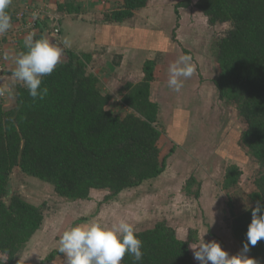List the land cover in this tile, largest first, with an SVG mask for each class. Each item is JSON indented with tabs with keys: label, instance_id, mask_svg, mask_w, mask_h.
Returning <instances> with one entry per match:
<instances>
[{
	"label": "trees",
	"instance_id": "trees-1",
	"mask_svg": "<svg viewBox=\"0 0 264 264\" xmlns=\"http://www.w3.org/2000/svg\"><path fill=\"white\" fill-rule=\"evenodd\" d=\"M3 1L0 45L7 48L15 41L9 23L24 20ZM121 1V8L111 14V20L130 19L148 3ZM192 2H180L177 12ZM195 6L211 25L232 26L216 43L219 73L213 82L219 98L234 106L245 123L237 144L253 158L258 170L254 190L247 195L243 208L235 209L231 195L242 176L240 166L227 167L222 189L230 197L228 208L235 240L253 264H264V0H198ZM44 9L47 7L29 6L24 15ZM59 10L71 13L75 8L69 4L59 6ZM39 48L35 43L20 49L18 69L6 70L2 64L0 76L24 77L29 60ZM85 59L71 54L67 62L35 82H28L30 76H26L14 87L11 108L4 107L0 98V264H23L19 254L44 220L43 209L21 196L13 194L9 202L4 200L15 169L52 185L59 196L71 201L90 199L92 190L104 189L110 191L106 198L109 201L127 189L156 180L165 171L166 162L161 163L158 146L162 132L156 126L159 106L151 99L155 64L146 62L143 81L126 84L116 96L101 91L100 81ZM4 83L15 85L7 78ZM117 97L130 110L125 116L108 108ZM185 192L200 196L195 177L188 180ZM197 236L192 231L188 240L179 239L166 222L141 232L127 231L119 241V264H199L191 250ZM79 264L100 263L85 257Z\"/></svg>",
	"mask_w": 264,
	"mask_h": 264
},
{
	"label": "rangeland",
	"instance_id": "rangeland-1",
	"mask_svg": "<svg viewBox=\"0 0 264 264\" xmlns=\"http://www.w3.org/2000/svg\"><path fill=\"white\" fill-rule=\"evenodd\" d=\"M42 1L39 0L40 6L44 5ZM73 1L61 0L64 4H71ZM192 1L191 8L183 9L184 15L179 20L178 29L183 28L184 31H189L191 26L202 24L199 15H197L198 12L199 14L201 12L195 6L198 0ZM80 2L83 14L74 17L82 18V20H88L90 17L87 9L96 10L100 7L101 21L105 18L109 19L112 12L122 6L121 0H79ZM2 4H6V0ZM85 14L87 15L83 19ZM17 17L20 18V14ZM93 20L89 19L85 23L92 24ZM172 22L176 25L175 17ZM203 27L204 29L208 28L205 25ZM8 28L9 31L14 30L12 25H9ZM231 28L230 23H224L209 29L212 30V34L207 37V39L211 38L210 46L207 48L210 57L209 60H206L207 65L203 68L204 71L200 73L201 77L199 76L198 81L195 82L197 84H194L193 101L191 100L190 104V99L184 97L178 103V106L182 108H189L188 112L191 115L186 119V124L181 122L178 114L174 115L169 105H164L166 102L164 96L169 98L171 95L163 94L160 86L162 82L160 73L157 74L158 81L152 83L154 89L152 101L156 100L160 103L156 126L164 134L158 143L161 153L160 160L161 163L166 162L165 171L156 180L145 181L138 188L127 189L111 201L106 199L110 194V191L106 189L97 190L95 193L91 191L90 199L71 201L59 196L52 185L28 176L19 169L13 171L10 180L12 193L42 208L44 214L40 230L33 236L32 241H29L31 242L29 247H31L35 239L39 240L42 249H45L44 252L37 257L36 251L32 247L27 255L25 251L19 255L20 261L35 264L40 257L47 256L49 259L48 255L53 254L54 257L49 264H69L64 255L68 254L66 250L69 247L74 253L75 249L72 245L70 246V242L79 234L81 239L84 237L86 239L84 249L86 254H95L96 257L97 253L101 254L99 259L97 257L100 264H119L121 248L118 240L120 241L125 231L141 232L153 228L158 222H166L168 226L175 229L179 239L184 234L183 236H187L188 240L190 232L197 233L198 241L191 245V250L194 260L199 264H244V261L245 264H252L251 258L247 259V254L243 252L233 236L228 208L230 197L222 189L227 167L232 164L240 166L242 176L231 195L235 202V209L243 208L246 205L247 195L254 190L253 181L258 170V165L253 158L248 156L246 150L241 149L237 144L242 129L244 130L246 127L245 123L239 117L234 106L226 104L219 98L213 82L219 73L215 52L216 43L220 38L225 37ZM12 33L16 34V30ZM187 41L186 39L185 42L187 43ZM88 47H90V42ZM46 53L47 51H43V54L46 55ZM100 53L102 55L96 54L94 59L92 57L91 63L101 65L102 68V66H106V59H104L105 52L101 51ZM12 54H14L12 49L4 54L3 48H0V61L6 70H16ZM118 57H116V61H118ZM140 62V64H133L127 69H117L119 79L116 80L118 81L114 80L113 84H106V89L117 96L120 87L131 82L133 84L141 83L145 75L144 72L142 73L143 60ZM92 67L94 69V66ZM156 70L159 69L155 68V73ZM24 78L26 76L17 77L13 74H9L8 77L15 86L16 83L24 81ZM32 79L30 77L28 82L33 81ZM2 83L0 80V98L4 107L11 108L15 101L14 85L10 86L4 81ZM197 87H200L198 92ZM120 102V98L117 97L108 108L114 109L116 113L120 111L122 116H125L130 110ZM193 106H195L194 109ZM176 119L182 123L178 124L180 130L187 129V141L185 146H175V151L170 154V150L174 147L171 126L173 125L175 128ZM229 122L232 126H229L230 129H226V124ZM187 124H190L189 128ZM238 124H241L240 128L237 126ZM226 131L229 135L226 134ZM222 136H224L223 139L226 136H232L230 141L225 139V147L231 144L229 146V148L231 147L230 153L225 155L218 153V151L224 150V147H218ZM177 144H181V141ZM191 177H195L200 185L198 198L188 196L185 192V187ZM193 189L196 187L194 186ZM5 197L7 196L5 195ZM6 200L9 201L7 198ZM92 202L95 204L93 209H91ZM98 205H102L101 208L97 209ZM101 209L105 212H102ZM57 251H61L62 256L56 255ZM101 251L106 252L107 255L104 257ZM71 261L73 259H70Z\"/></svg>",
	"mask_w": 264,
	"mask_h": 264
},
{
	"label": "crops",
	"instance_id": "crops-1",
	"mask_svg": "<svg viewBox=\"0 0 264 264\" xmlns=\"http://www.w3.org/2000/svg\"><path fill=\"white\" fill-rule=\"evenodd\" d=\"M6 2L9 3L10 11L12 13L16 11L17 14L20 13V15L25 14L26 9L29 6H31L32 9H34V6H40L39 0H6ZM77 2L79 3V0H74L71 3V6H73L75 10L69 13L66 11H60L59 6L62 5L66 7L70 3L64 4L63 2H61V0H43V6L47 7V9L45 10H50V12L55 15V18H52V20L48 19L47 26L46 24L44 26L40 24L41 26L38 27L39 29H36L34 31L31 29H27L28 21L25 20H18L16 22L9 23V25L14 26V30L12 31L15 32L16 30L19 35L15 34V41L9 44L7 48H3L1 45L0 48H3L4 54H6L8 51H11L12 49L14 53L12 54V57L14 56L13 59L15 61L13 62V64H15V69H18V55L20 49L29 45H33L35 43L40 44L43 38H41L39 41L36 40L42 36L41 31L46 27L48 28V30L52 28V24L53 22H55L56 19L61 29V33L58 38V43L60 47L67 52L68 58H62V55L60 54V52H58L57 49H53V51H47L45 55L43 54V51H41V48H43L41 46L36 55L32 57L33 60L27 67L25 76L32 77L33 81L31 82L37 81V79H39L43 74L67 62L71 54H76L80 57H83L84 59L85 57L88 58L89 70H91V72L98 77L100 81L101 91L103 93H110V91L106 89V84H113L114 80L119 79L117 69H127L128 67H132L133 64H140V61L143 60V73L146 62L151 61L155 64V68L159 69L156 70L154 81H158L157 74L160 73L159 75L162 78V82L160 84L162 92L164 95L165 93L171 95L169 98H166L164 96V99L166 101L164 105H169L171 107L170 110L174 112V115L175 113L178 114V117L181 118V122L186 124V119L190 117L189 115H191L190 112H188L189 108H182L181 106H178V103L179 100L184 99V97H188L190 99L191 104V100L193 101L194 98L192 97V93H194L195 91L194 84H197L195 83L196 80L198 81V77H201L200 73L204 71L203 68L207 65L206 60H209L208 58L210 57V55L207 51V48L210 46L211 38L207 39V37L212 34V30L209 29H212L215 26L210 24L209 18L201 13L199 14L198 12L197 15H199L198 17L201 19L202 24L199 25L200 23H198L197 25L191 26L189 31H184L183 28L178 29L179 20L184 15L183 9L186 10L191 7L179 8L177 12L176 6L182 1L179 2L177 0H148L146 7L137 10L132 18L124 20L122 22L111 20V15L109 16V19L105 18L104 20L100 21V7H98L96 10L87 9V13H90L89 19H94L92 24L88 22L87 24L85 22L89 19H84L87 14L83 16L84 20H82V18H78L83 14V7L81 5V2L79 4ZM76 15H78V17H74ZM28 17L29 22L31 23L32 15ZM174 17L176 19V25L174 22H172V20H174ZM204 25L208 28L204 29ZM83 29H86V31H83ZM19 30H21V32H19ZM184 39H187L190 42L187 41L186 43ZM89 42L90 47H88ZM101 51L105 52L104 59H106V66H102V68L101 65H94L91 63L92 57L94 59L96 54L102 55L100 53ZM117 56H119L118 61H116ZM92 66H94V69ZM3 77L0 76L1 83L6 78L8 79L9 74H6L5 76L3 75ZM131 84L133 83L131 82ZM2 85L4 84L2 83ZM151 88L152 99V96L154 95V89L153 86ZM198 91H200V87H197V92ZM154 102L158 104L160 109V103L156 100ZM194 108L195 106H193V109ZM185 109L187 110L185 111ZM181 122L177 121L176 119V121L174 122L177 123V125L174 126L175 128H173V125L171 126V136L173 138L172 140L174 141V147L170 150V154L175 151V146L186 145L187 129L184 130V128H182L180 130L178 128V124ZM187 125L189 128L190 124ZM240 125L238 124L237 126L240 128ZM229 126H232L230 122L226 124V129L229 128ZM226 134L229 135L227 131ZM223 138L224 136H222V141H220L218 147H224V150H216L221 155L230 153L229 151L231 147L229 148V146L231 144H228V146L225 147L224 142L225 139H228L227 141H230L232 136H226L225 139ZM180 141L181 144H177V142L179 143ZM96 191L97 190H92V193H95ZM94 205V202H92L91 209L95 207ZM101 206L102 205H98L96 207L97 209H99L101 208ZM101 211L105 212V210L102 209ZM126 232L127 231H125V233ZM183 235H181L182 237H180V239L187 240V236ZM107 236L109 237L111 235ZM85 241V237L81 239V235L79 234H77L73 239H71L70 246L72 245L75 251L73 253V251L69 247V249L66 250L68 254L64 255L66 261H68L69 264H79L81 259L85 257H93L98 261L99 256H101V254L97 253V259L95 254H86L84 252ZM32 243V246L29 247L31 244V242H29L27 244V247H25L20 252V254L22 255V252L25 251V254L27 255L29 253L28 251L31 250V248L33 247V249L36 251L37 257H39L45 249H42L39 240L35 239ZM60 252L61 251H57L56 255L62 256V253ZM51 255L53 254H49L48 256ZM106 255L107 253L103 252V256L105 257ZM246 256L245 257L249 259V256ZM45 258H47V256ZM45 258L44 256L40 257V259L36 260L35 264H44L43 261ZM237 258L240 259L239 256H237ZM70 259H73V261L70 262ZM21 262L24 264L25 261ZM45 263L49 264L50 262ZM243 263L245 264L246 262L244 261ZM251 263L253 264L252 261ZM25 264L28 263L25 262Z\"/></svg>",
	"mask_w": 264,
	"mask_h": 264
},
{
	"label": "clouds",
	"instance_id": "clouds-1",
	"mask_svg": "<svg viewBox=\"0 0 264 264\" xmlns=\"http://www.w3.org/2000/svg\"><path fill=\"white\" fill-rule=\"evenodd\" d=\"M42 11L44 12L43 17L39 16V17L36 18L35 15L33 14L31 23L29 22V17L28 16L24 15V16L20 17V19L28 21V25H27V29L28 30L31 29V30L34 31L36 29H39L37 27L38 24H41L42 26H44L45 24H46V26L48 25L47 21H48L49 18L47 17V15L49 14L50 11L45 10V9L42 10ZM50 14L53 15L51 12H50ZM53 16L55 17V15H53ZM57 26L59 27V32L56 34L55 33V29L57 28ZM41 32H42V36L36 40V41H39L41 38H43L42 42L39 44L40 47L41 46L43 47V48H41L42 49L41 51H53V49L59 50L60 46H58V48L50 46V43H52V44H57L58 43V38H59V35L61 33V29H60V26L57 23V20L55 19V22H53L52 28H50L48 30V28L46 27ZM32 57L29 60V62H31L33 60Z\"/></svg>",
	"mask_w": 264,
	"mask_h": 264
},
{
	"label": "water",
	"instance_id": "water-1",
	"mask_svg": "<svg viewBox=\"0 0 264 264\" xmlns=\"http://www.w3.org/2000/svg\"><path fill=\"white\" fill-rule=\"evenodd\" d=\"M56 43H57V42H56ZM50 46L58 48V46H60V45H59L58 43H57V44H52V43H50ZM58 52H60V54L62 55V58H63V57H65L66 59L68 58V57H67V52H66L64 49H62L61 47L59 48ZM12 195H13V193H12V185H11V183H10V184L8 185V187H7V194H6L7 197H5L4 200H5L6 202H9L8 200H6V198L10 200L11 197H12Z\"/></svg>",
	"mask_w": 264,
	"mask_h": 264
},
{
	"label": "built area",
	"instance_id": "built-area-1",
	"mask_svg": "<svg viewBox=\"0 0 264 264\" xmlns=\"http://www.w3.org/2000/svg\"><path fill=\"white\" fill-rule=\"evenodd\" d=\"M33 14L35 15V17L37 18V17H39V16H41V17H43V15H44V12L42 11V10H35L34 12H33ZM22 16H24V14H21V17ZM47 17L49 18V19H54L55 17L53 16V15H51L50 13L47 15ZM59 32V27L57 26V28L55 29V33L57 34ZM4 70V68L2 67V63H1V61H0V72H2Z\"/></svg>",
	"mask_w": 264,
	"mask_h": 264
}]
</instances>
